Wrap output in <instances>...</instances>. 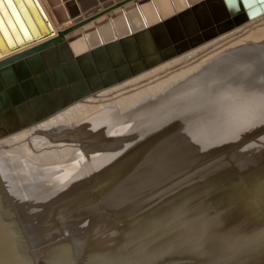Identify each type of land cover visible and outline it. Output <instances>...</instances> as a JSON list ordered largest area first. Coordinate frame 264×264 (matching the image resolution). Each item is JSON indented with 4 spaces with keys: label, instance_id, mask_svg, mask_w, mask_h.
<instances>
[{
    "label": "water",
    "instance_id": "95a60500",
    "mask_svg": "<svg viewBox=\"0 0 264 264\" xmlns=\"http://www.w3.org/2000/svg\"><path fill=\"white\" fill-rule=\"evenodd\" d=\"M131 1H101L51 38L35 0H0V57L31 46L0 60V138L264 13V0H187L146 21L144 1L121 9ZM136 9L139 27L124 22L106 35L111 20ZM257 47V67L236 63L237 93H207L216 85L189 79L138 107L117 134L113 126L71 140L62 131L80 151L98 152L72 191L26 206L1 180L10 217L0 216V251L10 254L3 262L0 252V264H264V43ZM76 226L79 235L63 237Z\"/></svg>",
    "mask_w": 264,
    "mask_h": 264
},
{
    "label": "bare ground",
    "instance_id": "6f19581e",
    "mask_svg": "<svg viewBox=\"0 0 264 264\" xmlns=\"http://www.w3.org/2000/svg\"><path fill=\"white\" fill-rule=\"evenodd\" d=\"M35 1L47 19L48 24L54 30L52 38L65 27H69L70 23L74 21L71 18L76 13H81L82 18L90 17L93 12V5L104 0ZM137 1L139 0L129 2L122 6L121 9L130 7ZM140 1H144V3L142 5L138 4L141 2L137 3L140 7L139 11L146 21H153L157 15L163 16L175 8H182L187 0ZM85 11L87 13H84ZM116 11H119V9L113 10L112 13ZM124 22L133 23L135 26L131 24V28L139 27L142 22L138 16L137 9L125 14L123 17L120 16L111 20L109 25L103 27L107 33L106 35L117 34L118 31L115 29H117L118 25H123ZM88 26L89 23L81 24V27L67 33L65 37L73 38V34L77 35L76 33L81 28ZM102 30H98L97 34L102 33ZM86 37L72 42L74 49L87 44ZM260 43H264V13L243 25L218 34L122 82L98 90L28 128L0 138V195H2L1 180L7 184L9 190L16 188L20 183H24L20 188L17 187L14 192L21 190L22 195V190L28 192L34 189V195L37 197L40 194L38 198L41 200L57 192H59V195L72 191L73 188L69 189L73 184L72 181L81 172L86 173L92 162H97L98 152L92 150L87 153L80 151L77 143L64 140L69 137L65 136V133H61L62 131H69L71 140H74L72 138H78L79 134L87 131L108 130L113 126L114 130L111 129L109 132L117 134L118 131L124 130L129 125L127 120L138 107L152 100L162 98L179 83L189 79L195 81L191 87L199 83V85L208 84V82L216 85L213 88H207L205 90L207 93H214L216 90L218 95H224L232 91L237 93L238 90H233L232 86L239 75L238 70L235 69L236 63L249 64V66L255 64L254 66L257 67V62L259 61L257 51L260 50L257 45ZM30 47L26 46L14 53ZM200 50H202L201 54L199 56L196 55ZM260 53L264 55V52ZM12 54L0 57V60ZM231 62L235 64L234 69L230 68ZM179 65H185L186 67L181 66V69H177ZM197 73L200 74L196 75ZM239 91H241L240 88ZM223 106H226V104L224 103ZM103 132L105 134L106 131ZM117 137L118 135H116L115 139ZM83 139L91 140L88 136ZM110 142H113V138ZM72 144L74 149L66 160L61 163L56 162L55 160L65 156V149ZM104 144H109V141ZM18 171L20 174L17 173ZM32 194L29 195L32 196ZM13 195L15 196V194ZM16 198L18 197L13 199L16 200ZM19 198L18 200H20ZM4 213H7L10 217L7 206L0 204V216H3ZM73 233L72 230L65 229L62 234L64 238H68L74 235ZM7 251H0L3 252V262L7 261L4 254H8L7 257L10 254Z\"/></svg>",
    "mask_w": 264,
    "mask_h": 264
},
{
    "label": "rangeland",
    "instance_id": "374dc122",
    "mask_svg": "<svg viewBox=\"0 0 264 264\" xmlns=\"http://www.w3.org/2000/svg\"><path fill=\"white\" fill-rule=\"evenodd\" d=\"M201 51L202 50H200V52H198L196 55H198L199 56V54H201ZM195 55V56H196ZM189 60H192V59H189ZM193 62V61H192ZM188 64V63H187ZM186 65V64H185ZM185 65H179V66H177V69L179 68V69H181L182 67L181 66H184V67H186ZM74 146H73V144L71 145V146H69V147H67L66 149H65V156L63 157V158H60V159H58V160H55L56 162H59V163H61V162H63L64 160H66V158L72 153L71 151L74 149L73 148ZM67 151H69V153H67ZM15 173V172H14ZM17 173H19V171L17 172ZM16 173V174H17ZM20 174V173H19ZM13 176H16V175H13ZM24 184V183H23ZM23 184L22 183H20L17 187L18 188H20L21 186H23ZM17 185V184H16ZM16 187V188H17ZM38 187V186H37ZM15 187L14 188H12V189H8L9 190V192H10V198L12 199V200H14L13 198H15V197H20L19 199H21L20 201H24V200H22V199H25L26 200V202L27 203H29L30 202V204H27L26 206H32V205H34L37 201H38V199L39 200H41L40 198H38L39 197V195H37V197H36V195H34L35 194V190L33 189V191H26L25 192V190H22V195H21V190H19V191H16V192H14L15 190H17ZM20 192V193H19ZM24 192H25V195H27L28 193L29 194H32L33 192V194H32V196H30L29 194L26 196V197H24L25 195H24ZM15 194V196L13 195V194ZM18 194H20L19 196H18ZM14 196V197H13ZM35 196V197H34ZM47 196H49V195H47ZM21 197H24V198H21ZM28 197V198H27ZM30 197V198H29ZM18 198H16V199H18ZM43 199V198H42ZM36 200V201H35ZM35 202V203H32V202ZM15 202H17V201H15ZM15 204H17V203H15ZM27 214H29V212H26V210L24 209V211H22L21 213H20V215L21 216H26ZM26 217H28V216H26ZM76 229V230H75ZM83 230V228H82V226L80 227V226H76L72 231L74 232L73 234L76 236L77 234L79 235L80 233H81V231Z\"/></svg>",
    "mask_w": 264,
    "mask_h": 264
},
{
    "label": "snow or ice",
    "instance_id": "6c2138e0",
    "mask_svg": "<svg viewBox=\"0 0 264 264\" xmlns=\"http://www.w3.org/2000/svg\"><path fill=\"white\" fill-rule=\"evenodd\" d=\"M228 3L231 5L233 3V0H228Z\"/></svg>",
    "mask_w": 264,
    "mask_h": 264
}]
</instances>
